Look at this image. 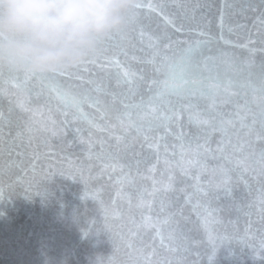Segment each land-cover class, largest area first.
<instances>
[{"label": "water", "instance_id": "water-1", "mask_svg": "<svg viewBox=\"0 0 264 264\" xmlns=\"http://www.w3.org/2000/svg\"><path fill=\"white\" fill-rule=\"evenodd\" d=\"M143 2L147 5L148 0ZM152 3L158 6L157 11L147 6L133 10L122 30L114 33L115 38L100 43L86 63L64 69L68 75L55 74L66 96L53 92L47 80L16 79L15 70L10 72L4 64L0 110L7 113L12 108V123L0 124V264H161L164 260L209 264L208 246L192 243L204 236L203 213L198 217L192 212L196 200L205 199L196 193L194 177L199 175L205 187L210 180L215 183L223 161L215 152L204 154L201 150L197 155L196 122L209 111L228 119L233 104L241 102L231 93L239 91L248 75L245 62L250 53L255 54L257 64L264 60V0ZM169 43L168 60L161 63ZM189 47L195 49L194 62L180 64V53ZM173 64L175 67H170ZM181 77L188 83L177 88ZM166 78L168 87L163 88ZM127 79L134 80L135 95L129 92ZM153 80L157 83L149 91ZM158 92L163 95L153 104L159 111L176 109L178 119L160 121L159 112H149V97ZM85 94L110 106L103 119L87 103L81 105L85 118L77 114L75 101ZM122 100L139 104V108L130 109L136 127L127 131L129 121L121 124L117 120L124 112ZM226 100L232 103L226 105ZM210 105L215 106L210 109ZM65 119L72 121L66 131L61 126ZM76 128L81 130L79 135ZM53 130L57 135H51ZM180 131L186 133L184 140L176 139ZM117 137L121 138L119 144ZM158 137L162 139L157 142ZM5 140L15 148L11 156ZM218 140L219 135H214L212 149ZM89 143L94 146L91 153ZM52 173L57 175L52 177ZM169 175L175 181L172 190L165 192ZM250 182L252 195L241 184L235 190V200L252 203L251 209L232 207L224 213L225 223L209 222L213 234L226 230L244 238L242 243L220 249L215 264H264V211L257 193L261 181ZM29 186L32 193L26 194L24 189ZM189 193L193 200L186 205L184 196ZM219 203L230 204L227 200ZM181 206L187 219L177 218L189 237V251L174 254L160 244L151 225L160 227V221ZM229 220L233 223H227ZM101 228L110 231L115 245L106 233L96 232ZM161 232L169 243V226H162ZM129 244L130 249L126 247Z\"/></svg>", "mask_w": 264, "mask_h": 264}, {"label": "snow or ice", "instance_id": "snow-or-ice-1", "mask_svg": "<svg viewBox=\"0 0 264 264\" xmlns=\"http://www.w3.org/2000/svg\"><path fill=\"white\" fill-rule=\"evenodd\" d=\"M147 6L152 11H157L158 6L153 5L152 0H148L147 5L143 2V0H136L133 8L134 10H139ZM162 12V8H159ZM166 23H173V21L166 19ZM180 31V28L176 29ZM115 38V34L109 35L102 40L103 43L107 41L113 40ZM101 42V43H102ZM171 48V44H167L164 47V54L161 57V63H165L168 60L167 50ZM264 51V49H262ZM195 59V49L193 47H189L184 49L180 53V64H191ZM153 62H155L153 60ZM86 63L83 61L81 64ZM170 67H175V64ZM244 68L247 69L248 75L243 84L239 85V91L232 92V96H238L241 102H236L233 104V110L229 115L228 119H223L216 115H213L211 111H209L208 115L204 119L197 120L198 132L196 134V149L197 155H200L201 150L204 154L208 153H219L218 157L223 161L222 164L218 165V169L220 172V179L215 183L213 181L207 182V187L202 186L200 183V176L197 175L194 177L196 184L194 185L196 193L199 197H204L205 199H197L196 203L192 205V212L196 214L198 217H201V213H203V217H201L202 227H203V239L200 241H192L193 244H206L208 247L206 249L205 254L208 257L209 264H215V256L217 252L231 245L233 243H242V237H238L234 234H229L226 230L222 233L213 234V230L208 226L209 222L215 225H220L225 223L224 213L230 211L232 207H235L237 211H240L242 208L251 209L253 207L252 203L242 204L235 200V190L243 184L244 188L247 191L249 196L252 195V184L250 181H261L260 187L257 189L259 203L261 205V210L264 211V60H261L259 64L256 63L255 54L250 53V59L245 62ZM256 69V71H253ZM12 69L10 68V72ZM84 71H87V68H84ZM156 71L159 72L160 69L156 68ZM54 75L49 77L37 76L30 71L26 70H15L14 76L16 79H20L23 76L26 80L38 79L41 81L47 80L51 84V90L55 92L58 96H66L67 93L62 88L61 84L57 82L56 75L65 76L68 75V72L64 69L51 72ZM4 75V64L0 63V77ZM128 75L127 73L125 74ZM139 79L143 80V76H140ZM181 84L175 85V87H182L183 84L188 83L187 80L181 77ZM126 83L130 86L129 92L132 95V86L134 85L133 79H127ZM157 83L155 80L151 81L149 84L148 90L151 91V86ZM163 88L168 87V79L166 78L162 82ZM163 95V92H158L149 97L148 101V109L150 113L159 112L158 119L160 121L170 120V119H178L176 117V109L172 108L170 112L168 110L159 111L153 101L159 100ZM251 96V99L249 97ZM142 102V101H141ZM87 103L90 107H95L98 112L101 113V118L103 119L109 110V105L105 104L103 100L99 97L92 98L89 95L85 94L79 98V100L75 101L77 114L81 118H85L86 114L81 110V105ZM112 103H115V99L113 98ZM227 105L232 103L230 100L224 101ZM121 106L124 109L122 114L117 115V120L124 124L125 121H129L127 123L126 131L129 129H133L136 127L134 121H132V112L131 108L136 107L139 108V104L133 105L129 104L127 101L122 100ZM215 105H210L209 108H213ZM104 109L101 111V109ZM26 111H31V109H26ZM12 108L9 107L7 113L3 110H0V124L10 125L12 123L11 119ZM203 115V114H202ZM65 118H67V112L64 113ZM141 119H143V114H141ZM75 119V117L73 118ZM191 121V117L189 118ZM53 125H55V121H52ZM72 123V121L61 122L62 128L66 131L67 125ZM89 123H93L89 121ZM93 126H95L93 124ZM142 127V125H141ZM151 128V125H149ZM102 130V129H101ZM80 129L76 128L75 132L77 135L80 133ZM165 131H168V128L165 126ZM242 133V135H241ZM233 134H235L236 141L233 143ZM2 135V133H0ZM51 135H57V132L53 130ZM214 135H219V140L217 141V147L212 149L210 146V141L212 140ZM186 137V133L180 131L176 139L184 140ZM117 144L120 143L121 138L117 137ZM144 139L147 140L148 136L145 135ZM161 137L157 138V142ZM15 137H13L12 143L14 144ZM79 142L81 144L85 143L83 139H80ZM5 147H7L8 155L11 156L13 152H15V148L9 146V142L7 140L3 141ZM151 146V145H150ZM158 146V143H157ZM93 145L89 143L88 152L91 153L93 151ZM101 147L103 145L101 144ZM184 145L181 144V149L183 150ZM230 149V151H229ZM16 155H19L16 152ZM216 158V157H213ZM191 163V162H190ZM195 163L199 164V160L195 161ZM215 172L216 169H213ZM183 175H187V172L184 171ZM57 173H52V177L56 176ZM59 175L64 176V173H59ZM52 177H46V179H50ZM169 184L164 187V191L168 192L172 190V185L175 181V178L172 175L168 177ZM183 191V189L181 190ZM26 194H31V186L29 188L24 189ZM243 199V198H241ZM193 196L191 193L186 194L184 196L185 204H192ZM221 200H227L230 202L229 205H222L219 202ZM163 211V208L161 209ZM245 215H251L250 212H246ZM177 217L187 219L184 216L183 206L177 212L170 213L168 217H165L160 221V227H158L155 223L151 226L155 229L156 238L159 239L160 244L164 247V249L171 253H186L189 251V248L186 246L189 237L188 235L182 231L180 219ZM151 220V217L148 218ZM264 219V216H262ZM227 223H233V221H227ZM162 226H169V234L168 241L169 243H165V237L161 232ZM251 228V223L248 224V230ZM247 231V230H246ZM106 233L112 244H116V240L110 234V231L106 228H101L96 231ZM121 239H122V234ZM135 235V233H133ZM127 248H131V244L126 246ZM151 259V256H149ZM161 264H171V261L164 260Z\"/></svg>", "mask_w": 264, "mask_h": 264}, {"label": "clouds", "instance_id": "clouds-1", "mask_svg": "<svg viewBox=\"0 0 264 264\" xmlns=\"http://www.w3.org/2000/svg\"><path fill=\"white\" fill-rule=\"evenodd\" d=\"M136 0H0V63L34 74L74 67L122 30Z\"/></svg>", "mask_w": 264, "mask_h": 264}]
</instances>
